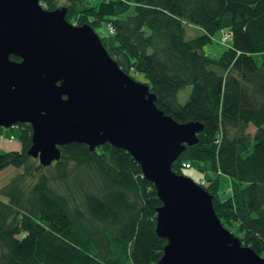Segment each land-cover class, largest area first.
<instances>
[{
  "label": "trees",
  "instance_id": "obj_1",
  "mask_svg": "<svg viewBox=\"0 0 264 264\" xmlns=\"http://www.w3.org/2000/svg\"><path fill=\"white\" fill-rule=\"evenodd\" d=\"M40 3L48 11L66 8L71 24L94 30L112 24L115 34L101 40L119 67L145 78L166 115L203 125L199 142L186 147L173 171L184 175L190 163L209 174L203 188L222 224L264 259V0ZM186 25L203 34L188 39ZM217 32L232 34L226 43L232 44L216 60L204 46ZM187 87L183 104L179 95ZM17 127L21 150L0 152V175L18 170L0 188V264L159 263L168 243L156 231L162 203L127 151L72 143L43 167L28 154L32 127ZM222 176L234 188L226 199L219 194Z\"/></svg>",
  "mask_w": 264,
  "mask_h": 264
},
{
  "label": "water",
  "instance_id": "obj_2",
  "mask_svg": "<svg viewBox=\"0 0 264 264\" xmlns=\"http://www.w3.org/2000/svg\"><path fill=\"white\" fill-rule=\"evenodd\" d=\"M40 1L0 0V127L29 124L28 154L43 167L72 143L127 151L162 203L156 231L168 243L158 264H264L223 226L212 195L173 171L203 125L166 115L90 25H73L66 8L48 11Z\"/></svg>",
  "mask_w": 264,
  "mask_h": 264
},
{
  "label": "rangeland",
  "instance_id": "obj_3",
  "mask_svg": "<svg viewBox=\"0 0 264 264\" xmlns=\"http://www.w3.org/2000/svg\"><path fill=\"white\" fill-rule=\"evenodd\" d=\"M115 1H120V0H115ZM95 2V1H94ZM41 4V3H40ZM42 6V4H41ZM43 7V6H42ZM44 8V7H43ZM73 25H76V22L73 23ZM107 23L104 22L103 24L95 27L96 33L99 35L100 38L106 37L108 33L107 29ZM186 31H187V37L188 39L200 36L203 34V31L196 26L193 25H186ZM224 32H217L213 35L212 37V42L208 43L207 45L204 46V50L206 52V55L212 59H219L225 51H227L232 42H229L228 44H223V38H224ZM137 81L146 83L147 81L142 75L136 76ZM192 88L187 87L185 88L179 95L181 103H186V101L189 98V95L191 93ZM250 131L254 132V129L252 128ZM0 132L8 135L9 133H12L11 135L15 136V141L13 143H8V142H0V152H7V151H19L21 150L22 144L20 141V129L17 126H14L12 128H4L0 127ZM16 171H18L16 168H9L5 170L1 175H0V188H2L9 180L10 176L13 175ZM22 172V170L20 171ZM184 175L190 177L193 179L197 184H200V180L205 179L209 180L210 175L207 173H203L198 169L197 164H194L193 167L189 170H184ZM201 185V184H200ZM233 186H232V180L227 177V176H222L221 177V187L219 194L222 199H226L230 196L233 195ZM222 223V222H221ZM226 229L230 230L234 235L237 234L236 229L232 228L231 225H223ZM236 236V235H235ZM238 238V236H236Z\"/></svg>",
  "mask_w": 264,
  "mask_h": 264
},
{
  "label": "built area",
  "instance_id": "obj_4",
  "mask_svg": "<svg viewBox=\"0 0 264 264\" xmlns=\"http://www.w3.org/2000/svg\"><path fill=\"white\" fill-rule=\"evenodd\" d=\"M108 32L110 34H114L115 33V29H114V27L111 24H109V26H108ZM223 36H224V38H223L224 43H227L229 41V39H231L232 34L227 33V34H224ZM15 139L16 138H15L14 135L5 136L4 134H0V142L13 143L15 141ZM183 167L186 168V169H189V168H191V165L189 163H187V164H184ZM201 184L202 185H207V183L205 181H201Z\"/></svg>",
  "mask_w": 264,
  "mask_h": 264
},
{
  "label": "clouds",
  "instance_id": "obj_5",
  "mask_svg": "<svg viewBox=\"0 0 264 264\" xmlns=\"http://www.w3.org/2000/svg\"><path fill=\"white\" fill-rule=\"evenodd\" d=\"M112 25V24H111ZM108 26H109V24L107 25V29H108ZM113 26V25H112ZM109 33V32H108ZM110 34V33H109ZM115 34V33H114ZM110 35H113V34H110ZM185 164H187V163H185ZM190 164V163H189ZM184 165V164H183ZM191 165V164H190ZM184 168V167H183ZM186 169V168H185ZM189 169H191V168H189ZM201 181H205L206 183H207V185H208V181L207 180H205V179H202V180H200L199 182L201 183ZM207 185H205V186H207ZM207 191V190H206Z\"/></svg>",
  "mask_w": 264,
  "mask_h": 264
},
{
  "label": "bare ground",
  "instance_id": "obj_6",
  "mask_svg": "<svg viewBox=\"0 0 264 264\" xmlns=\"http://www.w3.org/2000/svg\"><path fill=\"white\" fill-rule=\"evenodd\" d=\"M200 184H201V183H200ZM200 184H198V185L201 186L202 188H203V186H205V185H202V184L200 185Z\"/></svg>",
  "mask_w": 264,
  "mask_h": 264
}]
</instances>
